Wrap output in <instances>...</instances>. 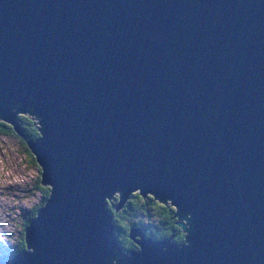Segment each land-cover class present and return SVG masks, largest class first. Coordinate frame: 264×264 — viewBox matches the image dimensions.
<instances>
[{
    "label": "water",
    "instance_id": "obj_1",
    "mask_svg": "<svg viewBox=\"0 0 264 264\" xmlns=\"http://www.w3.org/2000/svg\"><path fill=\"white\" fill-rule=\"evenodd\" d=\"M0 121L49 188L0 264H264V0H0Z\"/></svg>",
    "mask_w": 264,
    "mask_h": 264
},
{
    "label": "rangeland",
    "instance_id": "obj_2",
    "mask_svg": "<svg viewBox=\"0 0 264 264\" xmlns=\"http://www.w3.org/2000/svg\"><path fill=\"white\" fill-rule=\"evenodd\" d=\"M9 133H11L10 129ZM12 133H15L13 128ZM26 149L27 147L23 139L16 133L15 135L0 134L1 255L14 252L15 245L20 238L24 219L30 212V209L42 200L43 193L41 187H46V185L40 184V169L33 156ZM121 207L122 205L119 208ZM150 211H146L145 209L131 211L129 208V211L126 212L127 217L122 219L124 224L130 225L127 235H129L131 230H138L140 224L137 220L144 218L142 213L148 214ZM133 212H137V214L134 215ZM112 226L111 230L115 233L117 229L113 223ZM122 230L124 231V229Z\"/></svg>",
    "mask_w": 264,
    "mask_h": 264
},
{
    "label": "trees",
    "instance_id": "obj_3",
    "mask_svg": "<svg viewBox=\"0 0 264 264\" xmlns=\"http://www.w3.org/2000/svg\"><path fill=\"white\" fill-rule=\"evenodd\" d=\"M9 129L11 133H9ZM1 133L5 135L7 134L15 135V133H12L11 125L9 126L8 124L2 121H0V134ZM27 152L30 153L29 149ZM41 190L43 193L42 200L30 209L28 219L23 222V228L28 223L29 219H31V217L35 215L37 209L44 203V200L49 194L48 186L46 187L42 186ZM112 204H113V199L112 201H107V211L111 214L112 223L115 226V228L118 230V232L117 230H115V233L112 232V235L115 238V240L119 243V245L123 248V250L126 251L129 248H131L132 244H128V243L130 241H133L129 236H127L128 228L130 225L124 224L122 222V219H125L124 217H127L126 212L129 211V208L131 209V211L133 210L137 211L139 209H145L146 211L151 210L148 214L142 213V216L144 218L137 220V222L140 224L142 232L151 239L153 240L168 239L171 232L174 233V236L175 238L177 237V240L179 239V234L177 232V225H176L177 223L174 222L176 219H173L172 222H170L166 202H148L147 195L142 197L139 194V198H137L134 196V192H133L126 197L125 203L118 210L115 211L114 210L115 208L112 210ZM133 214L135 215L137 214V212H133ZM122 229H124V231ZM23 246L24 244H23V229H22L20 238L18 240V243L15 245L14 252L12 254L18 252L20 249L23 248ZM8 255H9L8 253L3 255L0 254V259H3Z\"/></svg>",
    "mask_w": 264,
    "mask_h": 264
},
{
    "label": "flooded vegetation",
    "instance_id": "obj_4",
    "mask_svg": "<svg viewBox=\"0 0 264 264\" xmlns=\"http://www.w3.org/2000/svg\"><path fill=\"white\" fill-rule=\"evenodd\" d=\"M20 138L23 139L24 144L26 145V140H25L22 136H20ZM26 147H27V145H26ZM111 201H112V200H111ZM28 217H29V213H28V215L25 217L24 221L27 220ZM174 222H175V223H177V222H182V219H180V220H175ZM176 225H177V224H176ZM138 229L142 232L141 227L138 228ZM179 230H180V231H183V230L177 225V232H178V234H179ZM142 233H143V232H142ZM143 234H144V233H143ZM127 236H128V235H127ZM144 236H145V237H148L146 234H144ZM174 238H175L174 233L171 232V234H170L169 237H168V240H170L171 243H172L173 245H179V239L177 240V237H176L175 240H174ZM131 239L135 242V241H137L136 239H138V238H136V237L134 236V237H132ZM133 241H130V242H133ZM133 247H134V244H132V247L129 248L128 250H133ZM126 251H127V250H126ZM10 254H11V253H10ZM10 254H9V255H10ZM9 255H8V256H9ZM8 256H7V257H8Z\"/></svg>",
    "mask_w": 264,
    "mask_h": 264
},
{
    "label": "bare ground",
    "instance_id": "obj_5",
    "mask_svg": "<svg viewBox=\"0 0 264 264\" xmlns=\"http://www.w3.org/2000/svg\"><path fill=\"white\" fill-rule=\"evenodd\" d=\"M111 229H112V227H111Z\"/></svg>",
    "mask_w": 264,
    "mask_h": 264
}]
</instances>
